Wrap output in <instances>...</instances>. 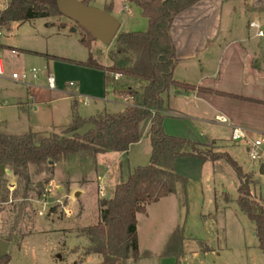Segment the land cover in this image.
I'll return each mask as SVG.
<instances>
[{
  "label": "rangeland",
  "instance_id": "obj_1",
  "mask_svg": "<svg viewBox=\"0 0 264 264\" xmlns=\"http://www.w3.org/2000/svg\"><path fill=\"white\" fill-rule=\"evenodd\" d=\"M8 3L9 0H0V11ZM127 28L145 31L147 23L142 14H135L133 25L119 29L117 36ZM0 29V42L7 46L0 48V57L6 67L5 77L0 78V132L23 134L29 132L31 127L42 133L62 134L67 128L60 125L68 124L71 120L70 90L77 91L92 101L90 105H86L82 100L79 114L89 116L93 113L95 100L99 101L98 98L104 97V71L79 62L87 61L92 54L99 63L111 65L109 53L115 48V40L110 45L92 40L88 47L81 42V38L88 37L87 33L63 15L31 19L24 23L13 22L9 28L4 26ZM255 42L261 40L256 39ZM11 47L16 48L19 55H13ZM261 49L264 52L263 42ZM45 54L58 56L59 59H50ZM32 67L53 73L57 80V90L47 89L44 77H41L37 87L32 88L11 79L13 71ZM111 76L114 82L110 84L115 83L118 88H125L124 91H119L123 96L128 89V83L124 81L129 78H121L117 82L115 75ZM71 81L78 86L69 87ZM110 84L107 86L108 99L115 100ZM130 84L143 90L146 82L134 79ZM71 96L74 100L78 99L75 92ZM21 103L26 106L25 112ZM122 107L115 105L111 110H121ZM53 124L58 127H53ZM91 127L89 124L85 125L79 132L85 133ZM206 134L220 139L226 136L217 126L208 128ZM207 145L206 149L219 154L227 152L228 148V144L224 142L210 141ZM115 153L110 151L109 155H116ZM98 157L107 161L111 156ZM234 158L244 171L258 165L245 152ZM94 161L75 156L71 160L56 163L53 172L45 170L40 173H37L35 166L30 165L28 172L32 184L27 199H24L25 181L13 171L12 174H7L6 170L0 169V239L2 241L8 238L12 242L7 264H80L78 262L84 257L86 250L83 248L90 243L83 230L98 223L102 208L101 200L97 206L98 182L93 175ZM149 163L148 159L146 165ZM183 170L188 174H179L186 179V185L184 189L179 184L182 199L177 206L172 200H166L150 207L149 220L144 215L140 218L141 248L144 251L150 248L151 252L140 253L137 264H264V250L260 248L256 224L241 210L237 201L240 180L235 169L224 159L215 166L211 162L206 163L200 169L184 165ZM111 173L113 174L112 171ZM250 174L254 179L251 198L264 204V177L261 181L256 179L259 175L257 170ZM87 176L90 178L87 181L88 192L82 196V203L73 198H63L59 194L58 185H67L72 177L84 182ZM47 179L51 182L46 185V196L38 199L39 183ZM10 182L17 185L13 192L7 188ZM113 182L110 177L104 182L111 195L113 191L110 185ZM48 188L53 189V193ZM105 197L106 195L102 196ZM58 199L63 201V205L58 203ZM44 201L49 203L45 205ZM66 210L71 211L70 216H67ZM174 219L182 229L183 244L181 249H175L173 255L166 256L161 251L165 242L164 233ZM30 233L34 234L19 244ZM100 258L94 254L82 264H98Z\"/></svg>",
  "mask_w": 264,
  "mask_h": 264
},
{
  "label": "trees",
  "instance_id": "obj_2",
  "mask_svg": "<svg viewBox=\"0 0 264 264\" xmlns=\"http://www.w3.org/2000/svg\"><path fill=\"white\" fill-rule=\"evenodd\" d=\"M90 4L92 0H83ZM142 9L148 20L145 31L121 32L115 38V48L109 56L112 65L104 66L92 54L80 64L104 71L105 86L114 82L112 74H120L145 81L142 91L128 88L124 97L131 103L122 112L97 113L82 117L77 113V101L73 102L74 118L62 133L26 132L10 134L0 132V169L9 168L25 181L24 199L28 197L32 184L28 168L35 166L37 173L54 171L58 162L81 156L83 160L96 159L100 153L109 151L126 152L142 138V126L150 123V163L136 167L127 180L121 181L114 194L102 201L100 220L83 230L89 239L85 255L100 254V264H127L140 259L138 237V214L147 213L148 205L176 193L177 185L185 189L186 179L176 172V160L194 156L202 160L225 159L236 171L240 180L238 204L250 220L256 224V235L260 248L264 250V204L253 199L251 185L254 179L246 173L238 161L228 152L214 153L207 144L172 136L164 129L165 113L169 110L165 95L171 90L177 92H208L225 95L174 78L177 65L176 48L172 39V24L175 17L201 0H128ZM62 15L56 0H9L0 11V28L13 22L24 23L31 19ZM87 38L81 42L90 47L96 40L84 28ZM50 59L58 56L46 55ZM227 95V94H226ZM233 96V95H230ZM92 127L85 133L79 130L85 125ZM50 179L39 183L38 199H43ZM53 212V211H52ZM25 237V236H24ZM10 241L11 239L6 238ZM183 234L178 226L172 233L163 255L171 256L175 249L182 248ZM10 256L0 259L7 264Z\"/></svg>",
  "mask_w": 264,
  "mask_h": 264
},
{
  "label": "crops",
  "instance_id": "obj_3",
  "mask_svg": "<svg viewBox=\"0 0 264 264\" xmlns=\"http://www.w3.org/2000/svg\"><path fill=\"white\" fill-rule=\"evenodd\" d=\"M90 4L112 13L120 21V29L133 25L134 15L142 14V9L128 0H92ZM142 17L148 27L147 18L143 15ZM252 21L259 24L264 23V0H201L175 17L172 24V39L178 62L174 70V78L177 81L225 93V95L200 91L185 93L171 90L165 95L166 105L169 108L164 119V129L167 134L190 139L200 144H208L210 141L227 143L228 148L226 151L233 157L243 152L246 153L245 143H237L232 140L233 127H242L251 139L264 134V52L261 49L264 40L258 38L255 30L250 28L249 24ZM133 31L136 30L127 28L123 32ZM256 39L261 40V42H255ZM5 45L0 42V48L7 47ZM125 77L120 75L116 81L119 82L121 78ZM128 78L124 82L128 83V88H134L131 84L129 85V82L133 83L135 78ZM76 86L78 85L76 84ZM110 86L116 99H108L109 90L104 85V97L103 99L98 98L99 101L95 100L93 104L94 111L89 116L97 113H117L125 110L128 103L119 94V91H124L125 88H118L115 83L110 84ZM73 92L77 94V100H74L71 96ZM68 93L71 101V112L69 113L71 120L68 124L60 125L62 128H67L74 118L72 107L74 101H77L76 110L78 114L82 100L86 105L92 103L88 97L79 94L77 91L70 90ZM21 104V108L25 112L27 110L26 106L24 103ZM115 105H122L123 107L121 110H111ZM218 117L226 118V122L219 121ZM55 126L58 127L57 124H53V127ZM213 126H217L226 136L221 139L212 135L207 136V129ZM29 129V132H39L31 127ZM149 129L150 123H144L140 142L133 144L128 151L116 152V155H109L110 151L97 155L93 168V175L98 182L97 206L100 200L103 201L108 197H112L116 186L121 181L127 180L136 167L146 165L148 159L150 162L152 147ZM99 155L111 157L106 161L99 158ZM222 161L224 159L210 161L194 156L180 157L176 160V171L180 175H187V171L183 170L184 165H191L200 169L206 163L211 162L215 166L216 163L219 164ZM261 165L258 162L257 166H253L251 170L245 172L251 173L257 170L259 175L256 179L258 178L261 181L264 177V174L259 173ZM5 170L7 174H12V171L9 173L8 169ZM102 171L103 174H101ZM109 177L113 178L114 181L112 186L110 185V189L113 191L112 195L109 192V187H106L104 183ZM89 180L88 176L83 180L84 182L72 177L67 185H58L57 189L63 198H73L82 203V196L88 192L87 181ZM179 186L178 184L176 193L148 205L146 214H138L137 230L141 254L144 251L141 248V216L144 215L149 220L150 207L166 200H172L171 202L177 206V203L182 199V188ZM100 188L103 189L106 195L105 198L100 195ZM48 191L53 193L51 188H48ZM77 192H79V196L74 198ZM57 201L63 205V201L60 199ZM177 224L178 222L174 219L172 225L165 230V242L162 252L166 249L173 231L178 227ZM32 234L34 233L26 235L19 244ZM9 243L8 253L12 242ZM89 244L83 249L87 248ZM146 249V252H151L150 248ZM94 254L84 255L78 263L82 264L87 257ZM95 255L101 257L98 263L100 264L102 256L100 254ZM146 255H149V253H146ZM138 261L134 262L130 259L127 264H137Z\"/></svg>",
  "mask_w": 264,
  "mask_h": 264
},
{
  "label": "built area",
  "instance_id": "obj_4",
  "mask_svg": "<svg viewBox=\"0 0 264 264\" xmlns=\"http://www.w3.org/2000/svg\"><path fill=\"white\" fill-rule=\"evenodd\" d=\"M249 25L251 29L255 30L256 36L264 40V25L259 24L256 21L250 22ZM1 36H2V30L0 29V37ZM10 51L13 55H19V52L16 48H12ZM5 75H6L5 63L3 59L0 57V78L5 77ZM119 76L120 74H115L116 78ZM41 77H44L46 79L45 87L47 89L51 91L57 90L56 77L53 73H51L48 70H42L41 68L32 67L27 70L13 71L11 73V79L13 81L21 85H24L28 88L37 87L39 85ZM69 86L75 87L76 83L71 81L69 82ZM123 98L127 103L132 102V99L130 97L123 96ZM218 120L221 122H226V118L224 117H218ZM232 140L237 143L239 142L245 143L246 153L248 157L253 161H257L261 164H264V134L251 139L245 129H243L240 126H235L232 129ZM16 186L17 185L15 183L10 182L7 185V188L10 192H13L16 189ZM99 193L101 196L105 195L102 188L99 189ZM48 203L49 202L46 201L45 205H47ZM66 211H67V216H70L71 211H68V210Z\"/></svg>",
  "mask_w": 264,
  "mask_h": 264
},
{
  "label": "water",
  "instance_id": "obj_5",
  "mask_svg": "<svg viewBox=\"0 0 264 264\" xmlns=\"http://www.w3.org/2000/svg\"><path fill=\"white\" fill-rule=\"evenodd\" d=\"M56 5L63 16L84 28L101 43L110 45L115 40L121 24L108 10L87 4L83 0H56ZM8 172L11 173V170L8 169ZM259 173L264 174V164L261 165ZM75 196H79V192ZM9 244L7 240L0 241V259L8 254Z\"/></svg>",
  "mask_w": 264,
  "mask_h": 264
}]
</instances>
